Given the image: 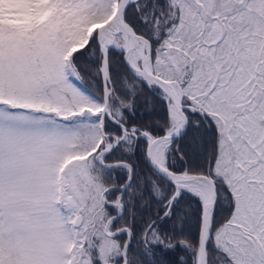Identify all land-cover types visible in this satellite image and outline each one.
Here are the masks:
<instances>
[{"label":"snow or ice","instance_id":"snow-or-ice-1","mask_svg":"<svg viewBox=\"0 0 264 264\" xmlns=\"http://www.w3.org/2000/svg\"><path fill=\"white\" fill-rule=\"evenodd\" d=\"M0 264H264V0H0Z\"/></svg>","mask_w":264,"mask_h":264},{"label":"trees","instance_id":"trees-1","mask_svg":"<svg viewBox=\"0 0 264 264\" xmlns=\"http://www.w3.org/2000/svg\"><path fill=\"white\" fill-rule=\"evenodd\" d=\"M161 115L159 104L157 102H153L152 108L145 107L142 103L138 105L137 112L133 116V120H135L137 123L144 122L147 123L150 120H155ZM185 205L182 204L181 207H184ZM159 256V254H158ZM165 260L172 259L171 256L164 257Z\"/></svg>","mask_w":264,"mask_h":264}]
</instances>
